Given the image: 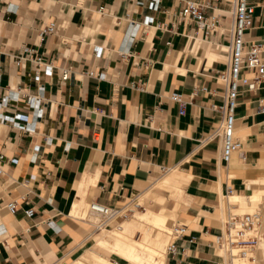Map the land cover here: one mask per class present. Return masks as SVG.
<instances>
[{"label":"crops","instance_id":"0c3cea01","mask_svg":"<svg viewBox=\"0 0 264 264\" xmlns=\"http://www.w3.org/2000/svg\"><path fill=\"white\" fill-rule=\"evenodd\" d=\"M150 1L0 0V100L45 86L36 108L22 96L9 104L28 116L31 131L0 120V154L17 160H0V264H153L133 259L132 247L142 256L164 250L161 264H224L214 241L228 208L264 214V184L247 183L264 178V114L256 113L264 87L241 88L243 157L226 163L221 139H210L221 119L211 106L225 93L217 74L228 66L232 0L211 1L207 16L222 21L211 36L177 20L184 0H161L157 10ZM252 2L248 43L264 40V0ZM54 21L56 32L41 40ZM174 91L185 96L184 114ZM227 186L235 192L227 195ZM254 186L263 188L259 198ZM136 194L147 197L146 212L97 227L91 201L121 206ZM13 199L16 213L4 207ZM161 213L169 229L186 224V234L175 239L155 228L149 219ZM119 227L116 235L104 231ZM257 263L264 264V244Z\"/></svg>","mask_w":264,"mask_h":264},{"label":"built area","instance_id":"2783aa9c","mask_svg":"<svg viewBox=\"0 0 264 264\" xmlns=\"http://www.w3.org/2000/svg\"><path fill=\"white\" fill-rule=\"evenodd\" d=\"M143 3L144 0H137ZM161 0H151L150 7L159 9ZM213 0H184L183 7L178 14V21L192 22L198 30L211 36L215 32L221 34L222 21L217 16H207V9L211 7ZM233 12L229 24L230 43L227 46L228 66L225 70L218 71L217 79L225 86L223 102L221 104H212L211 108L221 113V119L217 130L210 136V139L219 137L222 142V158L228 163L235 153H240L243 157L242 141L237 135V109L239 106V96L241 88L245 87L247 91L257 92L264 87V40L248 43L246 33L253 25L255 5L252 0H232ZM103 11V7L100 8ZM173 27L175 24L172 25ZM57 23L51 22L40 32L41 40L45 36L55 33ZM26 53L32 52L30 47H25ZM24 57L20 56L18 62ZM37 63L41 62V57L35 58ZM48 74H52V68H46ZM69 70L65 69L62 79L67 80ZM40 80L39 76H35ZM199 90H207L206 87L195 88L192 95ZM45 86L39 88L38 94L25 93L22 89L17 88L4 94L0 100V120L9 122L12 126L22 130L31 131L32 127L28 124V116L21 112H10L9 104L18 102L20 97H24L26 103L36 108L43 98ZM170 98L181 105V114L185 112L186 100L184 94L172 92ZM39 114V111H36ZM256 113L264 114V102L259 100ZM0 160H6L9 163H15V158H6L0 154ZM163 172L167 169L162 168ZM234 190L227 186V194ZM27 200V199H25ZM4 207L10 213H16L19 209V200L13 199L8 201ZM90 211L99 217L98 228L108 227L118 219L126 221L133 216L136 211H145L146 208L139 194L134 195L125 204L121 206H107L96 200L91 201ZM27 217H32L35 213L33 208L24 210ZM224 228L221 233L215 237V245L218 249L225 251L230 259L233 257L255 259L258 247L264 240L263 216L260 211L247 212L244 214H229L224 222ZM187 232V225L184 223H175L171 226L170 235L175 238H181ZM167 252L176 253V245L170 242L167 246ZM224 260L225 256L221 255Z\"/></svg>","mask_w":264,"mask_h":264},{"label":"bare ground","instance_id":"6f19581e","mask_svg":"<svg viewBox=\"0 0 264 264\" xmlns=\"http://www.w3.org/2000/svg\"><path fill=\"white\" fill-rule=\"evenodd\" d=\"M253 132V131H252ZM248 183V185L249 186H251V185H253V184H259V185H261V184H264V178H262V179H258V180H253V181H248L247 182ZM254 188H255V190H257V192L255 193V195H254V198H259L261 195H262V187H260V186H254ZM262 191V192H261ZM235 191H233L232 193H230V194H233ZM228 195V194H227ZM236 198V200H238L240 197H238V196H236L235 197ZM144 212H146V211H136L135 212V214L133 215V217H135V216H137V215H140V214H142V213H144ZM230 213V214H232V212H231V210H230V208H228V210H227V213ZM83 213V212H82ZM247 213V212H246ZM244 214V213H243ZM262 214V213H261ZM97 220H96V222H97V227H98V222H99V217L97 216V215H94V214H92ZM232 215H234V214H232ZM263 216V215H262ZM133 217H130V218H128V219H131V218H133ZM146 217H148V215L147 214H144L143 215V218L145 219ZM225 217V216H224ZM127 219V220H128ZM148 219H149V217H148ZM146 220V219H145ZM150 221H152L153 222V224H154V226H155V228H157V229H161V230H163V231H165V232H167L168 230H169V228H168V226L166 225V220H167V217L166 216H164L162 213L161 214H159V215H155V217H154V219L152 220V219H149ZM168 221V220H167ZM149 222V221H148ZM147 223V222H146ZM150 223V222H149ZM127 225V224H126ZM153 226V225H152ZM152 226L150 227V228H152ZM101 228H104V227H101ZM122 228V227H121ZM120 227L117 229V230H114V231H111V232H109V231H107L106 229H104V231H106V233L107 234H110V235H116V234H119V230L121 229ZM124 230H125V228H124ZM154 230V229H153ZM158 231V230H157ZM162 231V232H163ZM125 233V232H124ZM132 233V232H131ZM127 234V233H126ZM169 234V233H168ZM109 235V236H110ZM121 236V235H120ZM146 236V235H145ZM153 236V235H152ZM122 237H123V235H122ZM114 238V237H113ZM151 239V238H150ZM131 240H132V238H131ZM132 241H134V238H133V240ZM139 242H141V241H139ZM133 243V242H132ZM147 244V243H146ZM146 244H144V242H143V246H146ZM149 244V243H148ZM264 244V240L260 243V246L258 247V250L261 248V246ZM138 245H140V244H138ZM113 246V245H112ZM152 246H154V245H152ZM149 246H147V248H148ZM156 247V246H155ZM150 248V247H149ZM120 251V250H119ZM145 251L147 252V250H146V248H145ZM148 251H150L149 252V256H142V254L144 253L143 251H141L139 248H133L132 247V253L133 254H136L135 256L136 257H133V259H136V260H139L140 262H142V261H145V260H147V262H149V263H153V264H161L162 262H163V259H164V254H165V251L164 250H162V249H160V248H158V249H156V248H150ZM123 252H125V251H123ZM224 252V256H225V263L224 264H234L235 262H237V260L238 259H240V260H245V262H243V264H254L256 261H257V254H256V256H255V259L253 260V259H248V258H239V257H233L232 259H230V257H229V255L225 252V251H223ZM130 253V252H129ZM128 254V253H127ZM134 256V255H133ZM129 259H132V258H130L129 257ZM85 260V259H84ZM146 262V261H145ZM144 263V262H143ZM145 264V263H144Z\"/></svg>","mask_w":264,"mask_h":264},{"label":"rangeland","instance_id":"374dc122","mask_svg":"<svg viewBox=\"0 0 264 264\" xmlns=\"http://www.w3.org/2000/svg\"><path fill=\"white\" fill-rule=\"evenodd\" d=\"M146 198H147V197H145V200H144V198L142 199V202H143V203H146V201H147ZM146 205H147V204H146ZM227 216H228V213H226V215H225V219L227 218ZM131 217H133V216H131ZM172 222H174V218H172V219L169 221V226H171V223H172ZM263 224H264V214H263ZM170 231H171V229H169L167 232L170 233ZM258 251H259V250H257V253H258ZM243 262H244L243 260L238 259L237 262H235V264H239V263H243ZM257 264H258V263H257Z\"/></svg>","mask_w":264,"mask_h":264}]
</instances>
